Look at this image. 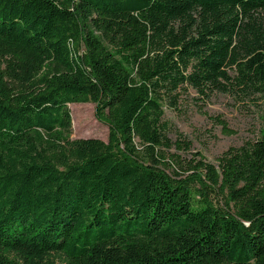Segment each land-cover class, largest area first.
I'll return each mask as SVG.
<instances>
[{
  "label": "trees",
  "instance_id": "obj_1",
  "mask_svg": "<svg viewBox=\"0 0 264 264\" xmlns=\"http://www.w3.org/2000/svg\"><path fill=\"white\" fill-rule=\"evenodd\" d=\"M190 91L264 98V0H0V264H264V132L207 161Z\"/></svg>",
  "mask_w": 264,
  "mask_h": 264
},
{
  "label": "rangeland",
  "instance_id": "obj_2",
  "mask_svg": "<svg viewBox=\"0 0 264 264\" xmlns=\"http://www.w3.org/2000/svg\"><path fill=\"white\" fill-rule=\"evenodd\" d=\"M184 103L181 112L164 106V118L172 129L170 137L176 139V131L192 141L193 151L201 152L207 161L216 164L217 157L230 147H239L244 142L254 140L264 132V98H240L230 93H216L209 101L202 103L197 95ZM72 115V139L97 138L107 141L109 129L96 115L94 103H73L69 105ZM211 116V117H210ZM220 116L234 133L224 132L222 125L212 120ZM12 258V255H9ZM51 264H68V259L60 253L47 257Z\"/></svg>",
  "mask_w": 264,
  "mask_h": 264
}]
</instances>
